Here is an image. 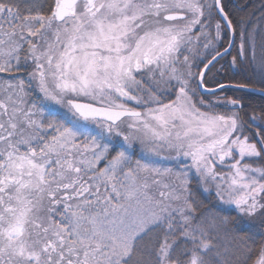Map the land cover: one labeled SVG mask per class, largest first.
<instances>
[{
    "label": "rangeland",
    "instance_id": "1",
    "mask_svg": "<svg viewBox=\"0 0 264 264\" xmlns=\"http://www.w3.org/2000/svg\"><path fill=\"white\" fill-rule=\"evenodd\" d=\"M214 4L81 0L62 22L0 5V264H122L184 207L193 176L228 206L260 208L241 101L197 88L196 61L225 34ZM173 11L187 17L167 20ZM22 53L33 65L18 77ZM71 99L143 114L86 122Z\"/></svg>",
    "mask_w": 264,
    "mask_h": 264
},
{
    "label": "trees",
    "instance_id": "2",
    "mask_svg": "<svg viewBox=\"0 0 264 264\" xmlns=\"http://www.w3.org/2000/svg\"><path fill=\"white\" fill-rule=\"evenodd\" d=\"M0 5L22 19L51 17L55 0H0ZM222 5L234 26L236 41L232 51L206 73L204 81L210 87L228 82L244 87L199 94L205 99L225 95L241 101L239 116L243 134L259 151L258 156L248 158V162L264 173V96L245 88L264 89V0H222ZM215 19L225 30L218 47L221 50L229 42V31L214 6ZM211 56L209 54L205 61H196L194 67L197 66L198 74ZM24 57L22 53V59L14 68L18 77L33 65L26 64ZM27 98L40 100L32 89ZM53 118L58 122L63 120L58 114ZM40 146L43 147L42 142ZM111 157L112 153L108 158ZM209 184L211 189L193 176L184 207L139 236L131 256L122 264H191L196 258L198 264H257L264 258V188L259 195L260 208L250 213L228 206L216 186Z\"/></svg>",
    "mask_w": 264,
    "mask_h": 264
},
{
    "label": "water",
    "instance_id": "3",
    "mask_svg": "<svg viewBox=\"0 0 264 264\" xmlns=\"http://www.w3.org/2000/svg\"><path fill=\"white\" fill-rule=\"evenodd\" d=\"M78 2L79 0H55V4H56L55 10H54L55 19L58 22L64 21L68 16H70L72 9L76 6ZM88 2L90 5H93L94 0H88ZM216 7L229 29L230 41H229L228 46L225 49L213 55L211 59H209V61L204 65L203 69L201 70L199 74V78H198V87L202 94H212L226 87H244V86L232 84V83H224L216 87H208L204 83V76L207 73V71L219 59H221L223 56H225L227 53H229L233 49L234 44H235V38H236L233 24L222 7V0H216ZM185 17H186V14L181 13V12H173V13H168L166 15L167 19H179V18H185ZM245 88L264 96V90L262 89L254 88V87H245ZM70 104L73 110L80 117L87 118V119H101V120L107 121L108 123H113V124L118 123L124 117L140 116L142 114V111L139 109L114 108V107L102 106V105H97L94 103L85 102L81 100H74V99L70 101Z\"/></svg>",
    "mask_w": 264,
    "mask_h": 264
}]
</instances>
